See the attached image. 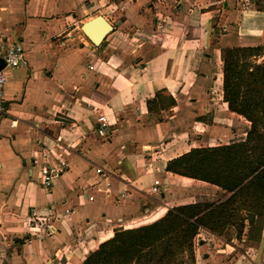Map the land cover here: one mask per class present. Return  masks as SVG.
<instances>
[{
	"label": "crops",
	"instance_id": "0c3cea01",
	"mask_svg": "<svg viewBox=\"0 0 264 264\" xmlns=\"http://www.w3.org/2000/svg\"><path fill=\"white\" fill-rule=\"evenodd\" d=\"M97 15L113 26L100 45L82 30ZM0 26V58L21 43L28 60L4 68L0 264H82L118 228L230 197L167 165L206 141L246 139L250 121L224 99L222 48L264 45V0H0ZM46 162L64 166L51 189L40 176ZM156 179L160 194L149 191ZM241 222L200 232L242 235L251 245L239 261L264 264V222L259 242ZM228 246L204 260L239 254Z\"/></svg>",
	"mask_w": 264,
	"mask_h": 264
},
{
	"label": "trees",
	"instance_id": "16d2710c",
	"mask_svg": "<svg viewBox=\"0 0 264 264\" xmlns=\"http://www.w3.org/2000/svg\"><path fill=\"white\" fill-rule=\"evenodd\" d=\"M263 54L264 45L222 48L224 99L232 111L250 121L246 139L194 147L167 165L168 171L217 185L230 197L218 204L175 206L151 223L118 228L82 264H183L181 256L187 252L195 260L194 242L200 229L216 234L237 217L242 218V230L245 220L249 221L246 240L260 241L264 222V62L256 59ZM241 211L246 214L242 216Z\"/></svg>",
	"mask_w": 264,
	"mask_h": 264
},
{
	"label": "built area",
	"instance_id": "2783aa9c",
	"mask_svg": "<svg viewBox=\"0 0 264 264\" xmlns=\"http://www.w3.org/2000/svg\"><path fill=\"white\" fill-rule=\"evenodd\" d=\"M219 1V0H217ZM4 45V32L0 26V48H3ZM2 58L6 62V67L18 68L20 66H27L28 60L26 58V50L21 43H16L14 45L7 46L2 53ZM6 85V74L4 69L0 71V112L4 110V88ZM98 134L100 136H105L110 128V123L106 115H101L98 118ZM39 159L36 157L33 159V164H38ZM63 164V162H62ZM56 165L46 162L42 165L40 176L43 180V184L47 189H51L53 187L55 179L61 174L63 171V165ZM97 171L101 173L103 171L102 168H98ZM161 185L160 180L156 179L154 181L153 186L150 188L151 193L160 194L161 193ZM49 227V225H48Z\"/></svg>",
	"mask_w": 264,
	"mask_h": 264
},
{
	"label": "rangeland",
	"instance_id": "374dc122",
	"mask_svg": "<svg viewBox=\"0 0 264 264\" xmlns=\"http://www.w3.org/2000/svg\"><path fill=\"white\" fill-rule=\"evenodd\" d=\"M220 33L221 32H219V34ZM225 33H227V32L223 31L221 34H225ZM256 60L258 63L264 62V54L262 56H259ZM242 120H243V122H245L244 117L242 118ZM229 126H230V129L233 128V125H229ZM239 138L241 139L242 137H239ZM218 142L222 143L223 141H221L219 138H216V139L211 140V141H206L205 143H203V145L206 144V146H209V144H216ZM218 196H220V195H218V193L213 194L212 200L218 199L219 198ZM241 212H244V214H246L245 211H241ZM157 216H159V215H157ZM194 243H195L194 244V250L196 248L197 257H196V252H195V260H193L190 256V253L187 252L181 256V258H183V260H184L183 264H247V263H245L246 259L239 261L241 255H242V254H240V251L244 252L245 249H247L251 245L250 242H247V241L243 242L240 240H236V242H235V238L233 237L232 233H229L226 236H224L222 238V240H218V239L215 240L212 236H210L209 234H207L204 231H201L200 234L198 236H196ZM226 243L230 246L238 247L236 250L239 251V254L237 253L238 255H236L234 253H227L229 255L231 254L230 257H224V256H219V255H214L213 257H211V255H208V256H210L209 259L204 260L205 252L207 253V252L211 251L210 247H216L217 249H221L220 247H222V246L225 247ZM230 246L227 247L228 251L233 250ZM212 252L214 254H217V253L221 254L222 253L220 251L218 252L215 250ZM176 264H179V263L177 262Z\"/></svg>",
	"mask_w": 264,
	"mask_h": 264
},
{
	"label": "water",
	"instance_id": "95a60500",
	"mask_svg": "<svg viewBox=\"0 0 264 264\" xmlns=\"http://www.w3.org/2000/svg\"><path fill=\"white\" fill-rule=\"evenodd\" d=\"M83 32L94 45H100L106 36L113 30V26L102 15L85 22L82 26ZM6 67L5 60L0 58V71Z\"/></svg>",
	"mask_w": 264,
	"mask_h": 264
}]
</instances>
